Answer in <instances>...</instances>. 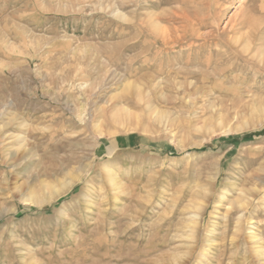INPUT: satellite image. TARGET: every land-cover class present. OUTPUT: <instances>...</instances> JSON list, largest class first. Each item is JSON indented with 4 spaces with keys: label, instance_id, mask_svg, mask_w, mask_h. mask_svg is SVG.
Masks as SVG:
<instances>
[{
    "label": "rangeland",
    "instance_id": "rangeland-1",
    "mask_svg": "<svg viewBox=\"0 0 264 264\" xmlns=\"http://www.w3.org/2000/svg\"><path fill=\"white\" fill-rule=\"evenodd\" d=\"M181 1L0 0V264H264V0Z\"/></svg>",
    "mask_w": 264,
    "mask_h": 264
},
{
    "label": "bare ground",
    "instance_id": "bare-ground-1",
    "mask_svg": "<svg viewBox=\"0 0 264 264\" xmlns=\"http://www.w3.org/2000/svg\"><path fill=\"white\" fill-rule=\"evenodd\" d=\"M194 1L195 0H183V1H181V3H180L181 7L177 8L176 10H174L173 13H172L173 16L170 15L171 17L168 18V21H170V22L173 21L175 23L176 22L180 23V26L179 25L178 26L172 25V26L164 28L162 30V33L154 32L152 34L154 35V37L161 39L162 44H165V46L166 45L167 46L168 45H171V46L172 45H177V46L180 47L183 44H190L191 45L189 47L190 48V53H189V56H188V61H186L185 64L189 65V64H192L193 62L194 63L201 62L203 60V59L201 60V56L203 54H205V52L207 50H208V53H209V54L207 53L208 55H206L207 61L208 60L210 61L212 58L215 57V58H217V61L220 62V61H222L224 59L225 56H227V54L225 52H224L225 54H222V53H220L218 51H214L212 49L211 45L207 46L205 43H202L199 46H194V43H195L194 41L200 37V34H198L199 33L198 32L199 27L205 25L207 22H210L211 20H213V21H215L216 19L218 20V18L221 16V14L218 12V6L220 4L224 5V2H228V0H202L201 1V4H202L201 9L193 4ZM155 40H157V39H155ZM205 40H208V39H205ZM208 48H210V49H208ZM236 55H237V57H243L244 56L239 51L236 52ZM231 56H233V55H230V57ZM166 60H167V58H166ZM176 60H177V58H176ZM206 65H203V66H206ZM207 66H209V65H207ZM157 73H158V71H157ZM177 73H179V72H177ZM186 75H187V72H186ZM72 187H73V184H69V186L65 187V190L62 191L61 193H56L54 196H53V193H51L50 194L51 196L48 199L49 200H53L54 198L62 195L63 193H66L67 191L72 189Z\"/></svg>",
    "mask_w": 264,
    "mask_h": 264
}]
</instances>
